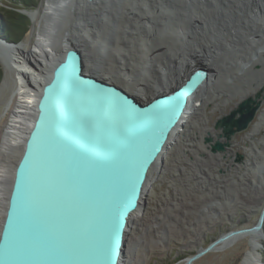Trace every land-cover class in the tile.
<instances>
[{"label":"rangeland","instance_id":"obj_1","mask_svg":"<svg viewBox=\"0 0 264 264\" xmlns=\"http://www.w3.org/2000/svg\"><path fill=\"white\" fill-rule=\"evenodd\" d=\"M4 1L0 0L1 6ZM52 2L55 9L44 17L46 29H42L48 42L41 44V54L58 39L64 40L76 19L85 24L78 16L88 10L76 8L79 0ZM163 2L89 1L95 3L94 8L101 7L96 9L102 15L96 23L99 31L85 30L86 25L78 27L71 41L85 51L81 58L85 64H92L93 70L90 66L92 71L86 76L118 86L140 100L148 87H159L164 80L178 85V74L185 79L190 72L182 70L183 64L194 68L201 61L210 69L206 76L211 84L209 92L195 93L194 110L175 131V140L152 172L140 212L147 220L132 242L138 264H184L187 257L222 234L256 225L264 207V0H175L171 2L174 9L166 8ZM136 11L142 13L137 28L131 26ZM30 19V30L21 41L0 38L3 43L25 44L17 55L12 54V70L0 62L4 70L0 133L8 126L6 121L21 85L19 71L29 69L36 45L39 25ZM82 88L88 96L105 92L86 84ZM258 93L261 105L253 121L228 140L225 150L212 152L211 145L217 139L226 141L218 137V118L236 108L244 95L255 97ZM209 136L213 139L207 142ZM18 148L15 144L12 150ZM15 154L9 156L10 164ZM9 167L0 183V223L12 173ZM261 232L264 236V225ZM254 243L252 235L241 236L193 264H253L246 257ZM258 246L255 255L258 264H264V238Z\"/></svg>","mask_w":264,"mask_h":264},{"label":"bare ground","instance_id":"obj_2","mask_svg":"<svg viewBox=\"0 0 264 264\" xmlns=\"http://www.w3.org/2000/svg\"><path fill=\"white\" fill-rule=\"evenodd\" d=\"M72 1L74 2V0ZM89 1L79 0L78 6L76 7L77 9H88L85 10L87 12L86 14L82 13L81 16H78V18L85 24H80L76 19V22L71 25V29L68 31V35L65 36V39L62 41L58 39L55 44L53 43L54 45L45 48L43 54H41L39 50L40 46L43 42H48V39H45L46 35L42 29V27L46 29L44 17L49 15L51 11L55 9V6L53 5L52 0H42L40 7L27 11L34 23L39 25V32L36 37V45L31 52V64L29 69L19 71L21 85L15 93V102L11 106V114L6 121L8 126L0 133V183L3 179L4 169L6 170V168L10 166L9 170L12 171L8 183L7 194L5 195L6 204H3L4 213L2 212L0 233L14 182L15 168L24 152L28 134L33 127L34 120L39 112L38 102L43 88L52 78L54 67L64 59L67 50L71 48V46L77 47L78 50L80 49L81 58L85 54V51L82 48L76 45H71V41L78 32L76 29L86 25L85 30L89 28L92 29V31L93 29L96 32L99 31V27L96 23L99 22L101 13L96 12V9H100L101 7L98 4L97 7L94 8L95 3L90 4ZM164 1L165 2H163L162 5L164 4L166 8L170 7L169 9H174L172 8L171 2L175 0ZM73 2L70 4L69 9L72 8V5L74 6ZM85 2L87 3L85 4ZM140 10L147 12L146 9ZM148 10L153 12V9ZM141 11H136V20H134V17H131L132 22L134 23V25L132 24L131 26L137 28L136 24L140 22L142 16ZM82 16L84 17L83 19ZM86 19L89 21L92 20L91 25L88 24L89 21ZM78 39L83 40L81 35H78ZM85 41H83V44H85ZM24 46V42L19 45H12L3 43L0 40V62L6 70H12L13 68L12 62H14V58H12V54L17 55ZM197 60L199 61L198 58ZM85 62L86 61L82 59L81 72L84 73V75H88L89 68L92 67V64L88 63V61V64H85ZM199 62L200 64L196 67L207 66L202 64L201 61ZM65 67L66 65L58 71L57 83H60L59 76L61 72H64ZM194 68L188 66V64L182 65L183 71L186 69L191 71ZM208 70L210 69L208 68ZM66 75L67 79L60 83L61 87L59 96L52 95L51 98L46 99L45 104H48L51 109L59 110L63 114L65 113V115H68L69 117L64 119L62 115L51 112L47 113V117L45 115L41 120V127L36 133V137L32 140L29 157L19 180L15 199V210L7 232L5 246L0 255V264H16V261L12 258L14 240H18V238L24 240V246L28 248L27 242L30 239L26 238L24 231V223L27 220L25 208L27 200L37 196L38 182L32 174L34 168L37 169L38 173L42 174L43 171L53 168L51 163L54 164L56 174L60 178L57 185L61 192L52 195V203L48 205V208L44 209V212L54 221L59 219L58 222L61 224L59 229L60 232L63 231L64 236L63 239L58 241L56 234L54 233L55 229L58 230V226L54 228L53 225L51 234L54 236L53 241L56 243L55 245H57L60 252L59 254L56 252L52 255H46L47 253H44V251L38 252V264H87L85 262L86 253L84 251L83 238L79 234V225L83 218L79 210L73 206L71 195L77 194L81 199H87L90 203L89 205L91 209H94V207L97 206L95 211H91V213L89 212L94 218H97L101 213V206L105 198L103 193L107 191L112 201H115L122 189V185L111 170V167L105 165L103 160L99 158L96 159L95 156L109 155L113 150L121 151L122 149L127 148L134 149L136 142L133 143V140L135 141L137 138V133L135 132L136 126L132 124L131 121L138 116L134 111H131L124 102L119 100L115 94L101 92L97 95L88 96L83 91L82 84H80L76 78L69 73V69L66 71ZM177 78L178 85L184 81V76L181 73L178 74ZM206 78L207 77H205V80L203 79L197 88L188 95L187 103L183 112L176 124L170 129L162 150L148 169L138 205L127 218L124 231L125 241L118 264H138L139 258L137 257L138 255L135 256L133 254L132 242L135 241L139 235L137 231L142 229V223L147 220L140 214V212L143 206L144 197L146 196L148 183L151 181L152 172L158 166L159 160L162 158L168 146L175 140V131L184 126V122L187 121L186 117H189L194 110V104L196 102L195 93L209 92V86H211V84H209V81H206ZM169 85H171V87H169ZM173 87L172 80H164L159 87H154L152 89L148 87L145 93L146 96L141 100H137L146 103L156 97V95L158 96ZM247 96L248 95H244L242 98H246ZM153 108L154 109H151L152 111H150V114L155 118H160L159 110L162 115L161 105L154 106ZM25 133L26 136L24 137L23 135ZM12 144H14V146L16 144L17 147H19L17 150L15 149L16 152L14 149L12 150V147H14ZM45 145H51L52 148L46 150ZM62 145L69 150L68 152L70 153L73 162L78 166L77 170L80 171L81 175L75 179L74 177L71 178L68 176L71 171L70 162L67 156L68 153L62 148ZM14 153H18V155H14L15 160L13 161V164H10L8 158ZM6 162L10 165L8 164L6 166ZM108 179L115 182H107ZM95 180L101 181L102 185L96 186L94 184ZM75 190H79L80 192L77 193ZM29 220L31 221V217H29ZM15 226L19 227V236H16L13 232ZM244 235H252L255 239L253 251L248 254L246 259L248 262L258 264L255 252L257 251V247H259L258 243L261 242L264 236L260 230H253L249 234ZM36 238L37 236H35L34 241L31 240L34 245L38 242L36 241ZM41 246H43V244H41ZM97 247L98 252L96 258L93 260V264H107L108 241L103 239L102 243L100 245L98 244Z\"/></svg>","mask_w":264,"mask_h":264},{"label":"water","instance_id":"obj_3","mask_svg":"<svg viewBox=\"0 0 264 264\" xmlns=\"http://www.w3.org/2000/svg\"><path fill=\"white\" fill-rule=\"evenodd\" d=\"M21 11L27 14L26 11ZM81 62L80 51L77 47L71 46V48L67 50L64 59L54 67L52 78L43 88L38 102L39 112L28 134L24 152L15 168L14 182L0 233V255L5 246L7 232L15 210V199L19 180L29 157L32 140L36 137V133L41 127V120L47 113L51 112L62 115L64 119L69 117L65 115V113L63 114L59 110L51 109L48 104H45L46 99L51 98L52 95L59 96L60 83L67 79L66 71H68V69L69 73H71L80 84H86L107 93L115 94L119 100L124 102L127 107L138 116L131 121L132 124L136 126L135 132L137 133V138L135 141L133 140V143L136 142L134 149L127 148L121 151L113 150L109 155L95 156L96 159L99 158L103 160L105 165L111 167V170L122 185V189L116 200L112 201L109 197V193L105 191L103 193L105 198L101 206V213L97 218H94L90 213L91 211H95L97 206L91 209L87 199H81L77 194L71 195L73 206L79 210L83 218L79 225V234L83 238L84 251L86 253L85 262L87 264H93V260L96 258L98 252L97 246L102 243L103 239H106L109 243L107 264H118L125 241L124 231L127 218L138 205L148 169L162 150L170 129L176 124L183 112L188 95L197 88L208 72L205 66L195 67L186 75L184 81L179 85L174 86L172 89L144 103L118 86L82 74ZM65 65L64 72H61L59 76L60 83H57L58 71ZM259 98L260 93L255 97L248 96L242 99L238 103V106L232 109L228 114L218 118L215 123V128L221 130L218 137H224L226 141L221 142L217 139L216 142L211 145L212 152L225 150V147L229 144L228 140H230L235 133L249 126L260 108L261 100ZM159 105H161L162 115L159 110L160 118H155L150 114V111L154 109V106ZM212 139L211 136L206 137L207 142L212 141ZM45 148L49 150L52 147L51 145H45ZM62 148L68 153L67 156L70 162L71 171L68 176L71 178L74 177L75 179L81 175L80 171L77 170L78 166L73 162L68 152L69 150L63 145ZM51 164L53 168L43 171L42 174L38 173L36 168L32 170V174L38 182V191L36 192L37 196L27 200L25 208L27 220L24 223V231L26 238L30 240L27 242L28 248L24 246V240L19 238L18 240H14L12 258L16 261V264H38V252L40 251H44V253H47L46 255H52L56 252L59 254L60 252L57 245H55L56 243L53 241L54 236L51 234V231L53 225L54 228L58 226V230L55 229L54 233L58 241L63 239V231L60 232L59 229L61 224L58 222L59 219L56 220V223V221L50 219L44 212V209L48 208V205L52 203V195L61 192L57 185L60 178L56 174L54 164ZM111 181L115 182L113 180ZM111 181L108 179L107 182ZM94 184L96 186L102 185L101 181L98 180H95ZM75 192L79 193L80 191L75 190ZM29 217H31V221ZM263 225L264 207L256 225L234 229L222 234L206 247L199 249L187 257L184 264H193L206 253L217 250L215 248L222 249L227 247L239 237L244 236V234H249L253 230L261 231ZM13 232L16 236H19V227L15 226ZM35 236H37L36 241L39 242V245L38 242L35 245L31 242V240H35ZM41 244H43V246H41Z\"/></svg>","mask_w":264,"mask_h":264},{"label":"trees","instance_id":"obj_4","mask_svg":"<svg viewBox=\"0 0 264 264\" xmlns=\"http://www.w3.org/2000/svg\"><path fill=\"white\" fill-rule=\"evenodd\" d=\"M41 0H6L0 5V38L9 42L21 41L30 30L31 19L22 8H36ZM4 70L0 63V84Z\"/></svg>","mask_w":264,"mask_h":264}]
</instances>
